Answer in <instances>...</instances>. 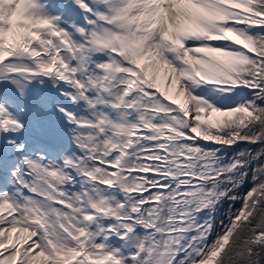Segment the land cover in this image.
<instances>
[{
	"label": "rangeland",
	"instance_id": "1",
	"mask_svg": "<svg viewBox=\"0 0 264 264\" xmlns=\"http://www.w3.org/2000/svg\"><path fill=\"white\" fill-rule=\"evenodd\" d=\"M70 1L0 0V264H188L182 258L194 256L196 241L185 242L187 233H181L169 256L171 233L161 220V202L149 209L143 201V191L152 184L150 180L148 183L142 179L144 190L138 193L135 207L126 206L135 201L136 195L127 192V177L132 180L133 176L126 177V173L132 164L145 166L139 146L140 130L132 131L139 124L134 125L132 119L136 115L140 124H145L149 117L157 129L162 121L157 112L149 115L152 109L142 108L146 107L144 104L140 106L144 110L139 112H135L139 107L135 102L136 107H124L122 99L133 95L127 80L132 77L141 83L135 87L134 95L148 98L144 91L157 92L166 97L174 112L180 108L173 99L176 94L169 90L176 75L186 77L182 73L185 69L197 80L186 81L189 99L199 113L193 117L197 130L203 123L216 127L228 108L241 101L242 86L236 82V70L239 72L252 45H258L256 42L263 36L256 30L249 32L250 42L244 54L231 62L211 59L203 74L198 69L205 78L202 79L194 74L193 66L188 68L177 44L193 46L204 38H199L201 34L214 35L215 26L222 30L224 24L238 20V10L229 3L216 2V10L198 7L200 12L192 7L195 17L178 13L172 5L174 0H169V17H165L173 28L171 41L167 49H154L147 30L154 19L151 13L144 23L138 21L141 12L133 14L126 5L103 6L105 13L98 11L96 15V9L88 3L94 14L90 31L74 9L71 14L75 16L69 15ZM260 2L264 0H237L249 12L260 8ZM199 19L205 20L200 23ZM197 22L200 26H196ZM196 27L204 28L200 32ZM160 37L167 38L164 34ZM159 68H166L175 76H165L162 83L164 76ZM50 76L56 82L50 81ZM24 82L41 86L40 93L27 90ZM63 97L81 106L75 113L79 128L73 141L77 150L66 139L67 126L62 118L68 110ZM27 99L34 107L43 106V112L33 110ZM173 121L175 126L182 124L177 119ZM122 122L125 125L118 128ZM186 122L192 134L191 122ZM34 126V132H41L45 141H59L65 156L56 159L46 145L28 135ZM5 128L16 132L14 138L8 139ZM131 131L133 135H129ZM129 136H136L132 148ZM88 138L92 141L87 142ZM6 140L13 141V149H8ZM13 152H22V157L31 162V174L28 171L21 175L20 159ZM105 159H110L112 169L104 168ZM23 177L29 185L24 193L19 187ZM150 190L145 191L146 196ZM22 194L27 214L21 213ZM54 198L65 206L54 204ZM54 213L59 227L52 224ZM38 219L48 223L52 245L46 244L36 226ZM41 223L38 221L37 225ZM215 256L212 254L200 264H214Z\"/></svg>",
	"mask_w": 264,
	"mask_h": 264
},
{
	"label": "trees",
	"instance_id": "2",
	"mask_svg": "<svg viewBox=\"0 0 264 264\" xmlns=\"http://www.w3.org/2000/svg\"><path fill=\"white\" fill-rule=\"evenodd\" d=\"M262 3L255 10L264 13ZM259 33L256 54L239 68L243 97L216 127L203 123L196 139L179 114L162 116V126L172 127L166 133L169 144L163 140L165 153H159L168 186L154 190L148 200L161 198L169 242L181 233H187L185 242L196 241L194 256L182 258L188 264L212 254H217L214 264H264V30ZM132 185L136 188L135 176Z\"/></svg>",
	"mask_w": 264,
	"mask_h": 264
},
{
	"label": "bare ground",
	"instance_id": "3",
	"mask_svg": "<svg viewBox=\"0 0 264 264\" xmlns=\"http://www.w3.org/2000/svg\"><path fill=\"white\" fill-rule=\"evenodd\" d=\"M40 3V0H37ZM168 0H139V5L137 8H142L145 11V15L152 12L153 16L156 18L155 21L151 24L148 32L149 36H151V43L154 49L158 47L168 48L167 41L160 38L158 40L159 33H164V36L171 34L172 28L163 15L162 11L166 7V2ZM219 0H174L172 5L178 10V13H189L196 17L192 7L197 8V11L201 10L198 7L202 8H212L216 10V2ZM226 3H229L232 7L237 8L239 15L238 20H233L230 23H226L223 25V29L221 30L219 27L215 26L216 31L214 35H206L199 36V38L204 37V39L197 40L193 46H189L184 49V51H178L182 55H184L185 60L188 62V68L194 67L193 71L196 75H200L202 79H205L203 75L197 74L201 71L203 74V70L210 66L211 59L231 62L233 58H238L239 56L244 54V49L248 47L250 42L249 32L253 31L257 26L256 21L253 20V16L248 14L245 8L241 7L237 4V0H224ZM109 3L112 6L122 7L124 2L121 0H109ZM238 6V7H237ZM205 19H199L200 23H203ZM196 26H200L197 22ZM195 27V26H194ZM200 32H202V28L196 27ZM154 37V39H152ZM173 47L175 43L172 44ZM189 71V69H188ZM159 72L164 76L162 83H164L165 76L174 77L175 74L170 72L166 68H159ZM197 72V73H196ZM182 73L186 76L184 79L176 75L173 80L172 90L170 89V93L174 92L176 96L173 98L177 100V103L180 109L189 117L192 128H197V121L194 120V116H199V113L193 108V102L189 99V95L187 92V80L191 82L197 81L194 80L191 74H188L185 69L182 70ZM206 77V76H205ZM205 83L207 80H205ZM67 103V101H66ZM9 170V169H6Z\"/></svg>",
	"mask_w": 264,
	"mask_h": 264
}]
</instances>
